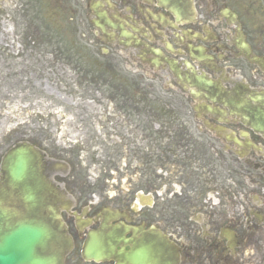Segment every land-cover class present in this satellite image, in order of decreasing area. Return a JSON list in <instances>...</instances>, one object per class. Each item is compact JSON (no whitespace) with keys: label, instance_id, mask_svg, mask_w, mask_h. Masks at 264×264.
Returning <instances> with one entry per match:
<instances>
[{"label":"flooded vegetation","instance_id":"af4514ba","mask_svg":"<svg viewBox=\"0 0 264 264\" xmlns=\"http://www.w3.org/2000/svg\"><path fill=\"white\" fill-rule=\"evenodd\" d=\"M76 3L85 5L101 43L127 52L179 90L201 127L150 128V136L156 137V203H145L139 190L125 195L73 192L70 167H57L64 163L58 158L62 156L37 147L45 155L42 175L54 184L38 214L49 222L58 215L63 224L70 240L63 264H264V95L257 96L264 92V0ZM16 7V0H0V69L16 60ZM24 12L29 17L27 5ZM25 26L27 37L30 26ZM243 103L252 111L249 119L242 113ZM143 116L138 112L139 120ZM128 131L126 141L136 143L142 159V129ZM196 138L212 143L200 144ZM13 146L0 152L1 182L2 159ZM203 150L213 151L222 163L227 162L224 156L230 157L227 163L236 169L239 164L250 169L258 190L252 208H240L238 201L227 206L218 193L222 200L211 199L205 186L202 191L171 192L170 201L157 190L162 174L171 173L160 168L167 164L176 166L175 174L187 176L188 185L198 183L189 169ZM92 239L113 247L112 252L100 260L89 258L85 247Z\"/></svg>","mask_w":264,"mask_h":264},{"label":"rangeland","instance_id":"374dc122","mask_svg":"<svg viewBox=\"0 0 264 264\" xmlns=\"http://www.w3.org/2000/svg\"><path fill=\"white\" fill-rule=\"evenodd\" d=\"M16 4L12 43L16 60L0 69V152L16 142H29L62 156L58 158L70 167L73 192H139L146 202L156 203V137L150 136V128L201 127L187 98L127 52L101 43L83 3L16 0ZM27 23L31 34L26 37ZM138 112L144 113L142 120ZM131 128L142 129V159L136 155V143L126 141ZM195 156L199 162L189 170L199 177L195 184L199 189L188 185L184 174L172 172L175 165L160 166L171 172L162 174L157 189L168 201L171 192L202 191L205 186L211 199L220 196L227 206L238 201L240 208H252L258 190L246 165L236 169L227 163L230 157L224 156L227 162L222 163L211 150ZM58 166L63 167L62 162Z\"/></svg>","mask_w":264,"mask_h":264},{"label":"water","instance_id":"95a60500","mask_svg":"<svg viewBox=\"0 0 264 264\" xmlns=\"http://www.w3.org/2000/svg\"><path fill=\"white\" fill-rule=\"evenodd\" d=\"M243 111L248 115L252 113L247 103H243ZM39 168L40 156L27 143L17 144L3 159L0 264H62L69 249V240L58 218L47 222L38 214L43 197L54 191L42 178ZM15 203L19 206H12ZM111 251L110 247L99 246L95 239L85 249V253L96 260Z\"/></svg>","mask_w":264,"mask_h":264}]
</instances>
